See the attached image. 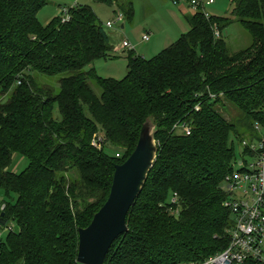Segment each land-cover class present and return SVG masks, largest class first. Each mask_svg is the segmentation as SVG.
<instances>
[{"label":"trees","instance_id":"1","mask_svg":"<svg viewBox=\"0 0 264 264\" xmlns=\"http://www.w3.org/2000/svg\"><path fill=\"white\" fill-rule=\"evenodd\" d=\"M48 4L0 0V190L16 196L1 203L0 264H78L79 230L107 202L116 166L149 118L157 160L105 264L202 262L223 252L233 224L225 180L247 153L239 160L235 141L242 148L264 128V0H233V18L198 11L157 57L132 50L123 80L95 70L117 54L93 8H62L43 27L38 13ZM122 12L133 20L131 0ZM234 22L253 39L235 53L223 38ZM222 98L240 111L239 126L219 111ZM16 155L28 160L20 174L10 170Z\"/></svg>","mask_w":264,"mask_h":264},{"label":"rangeland","instance_id":"2","mask_svg":"<svg viewBox=\"0 0 264 264\" xmlns=\"http://www.w3.org/2000/svg\"><path fill=\"white\" fill-rule=\"evenodd\" d=\"M111 1L112 3L109 4L99 0H49V4L38 13V20L43 27H47L53 20L63 18L62 8L72 9L78 5L92 7L117 54L114 60L97 62L94 65L95 70L100 77L115 80H123L127 76L128 57L132 50L136 55L147 60L157 57L163 50L177 42L180 36L190 31L191 27L185 16L190 19L201 11L196 10L190 0H176V4L174 0H131L134 4L135 16L132 21H128L122 12V5L127 4L128 0ZM204 9V12L212 17L233 18L234 4L233 0H218ZM120 14L123 15L122 20L119 19ZM108 22L113 23L112 29L106 27ZM147 35L150 37L149 41L143 39ZM223 38L233 53L250 47L253 42L252 36L238 22H234L223 32ZM125 41L130 44V48L123 47ZM39 82L46 85L48 81L39 79ZM94 88L99 91L97 87ZM220 105L223 107L219 108V111L225 118L239 126L240 111L224 98ZM247 136V140L250 141ZM235 148L240 160L242 148L236 141ZM112 153L114 154V151ZM27 166L28 160L16 155L10 170L14 174H20ZM15 199V195L10 199L0 190V205L4 202L14 203ZM14 229L18 230L15 227Z\"/></svg>","mask_w":264,"mask_h":264},{"label":"built area","instance_id":"3","mask_svg":"<svg viewBox=\"0 0 264 264\" xmlns=\"http://www.w3.org/2000/svg\"><path fill=\"white\" fill-rule=\"evenodd\" d=\"M216 1L191 0V5L202 11ZM64 14L68 20L67 10ZM119 19H123L122 14ZM106 27L112 28L113 23H107ZM143 39L149 41L150 37L147 35ZM123 47L130 48V44L125 41ZM256 131L259 139L242 143L243 152H247L245 158L237 163L234 172L225 180V207L233 219L227 248L205 261L181 264H264V128L257 125ZM186 134L191 132L187 130ZM4 209L5 205H0V213ZM3 233L0 228V237Z\"/></svg>","mask_w":264,"mask_h":264},{"label":"water","instance_id":"4","mask_svg":"<svg viewBox=\"0 0 264 264\" xmlns=\"http://www.w3.org/2000/svg\"><path fill=\"white\" fill-rule=\"evenodd\" d=\"M157 132L154 120L147 119L134 152L126 162L116 166L107 202L91 224L79 230L78 264H105L114 243L128 233L127 217L157 160Z\"/></svg>","mask_w":264,"mask_h":264},{"label":"crops","instance_id":"5","mask_svg":"<svg viewBox=\"0 0 264 264\" xmlns=\"http://www.w3.org/2000/svg\"><path fill=\"white\" fill-rule=\"evenodd\" d=\"M217 1H218V0H217ZM217 1H216V2H217ZM188 2H189V1H188ZM190 2H191V0H190ZM216 2H215V3H216ZM215 3H214V4H215ZM115 7H116V6H115ZM202 10H203V9H202ZM204 10H205V9H204ZM204 10H203L202 12H204ZM204 13H205V12H204ZM205 14H208V13H205ZM208 15H209V14H208ZM209 16H211V15H209ZM185 19H187L186 16H185ZM187 22H188V21H187ZM108 23H109V22H108ZM188 24H189V23H188ZM112 28H113V27H112ZM112 28H108V29H112ZM180 37H181V36H180ZM180 37H179V38H180ZM179 38H178V39H179ZM178 39H177V40H178ZM177 40H176V41H177ZM171 45H172V44H171ZM114 51H115V50H114Z\"/></svg>","mask_w":264,"mask_h":264}]
</instances>
